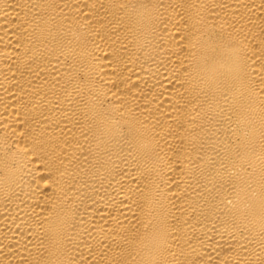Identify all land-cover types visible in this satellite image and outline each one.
Listing matches in <instances>:
<instances>
[{
	"label": "bare ground",
	"instance_id": "obj_1",
	"mask_svg": "<svg viewBox=\"0 0 264 264\" xmlns=\"http://www.w3.org/2000/svg\"><path fill=\"white\" fill-rule=\"evenodd\" d=\"M0 264H264V0H0Z\"/></svg>",
	"mask_w": 264,
	"mask_h": 264
}]
</instances>
